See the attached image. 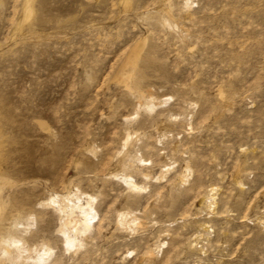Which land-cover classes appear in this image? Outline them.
Here are the masks:
<instances>
[{"label":"rangeland","instance_id":"obj_1","mask_svg":"<svg viewBox=\"0 0 264 264\" xmlns=\"http://www.w3.org/2000/svg\"><path fill=\"white\" fill-rule=\"evenodd\" d=\"M0 195L38 264H264V0H0Z\"/></svg>","mask_w":264,"mask_h":264},{"label":"bare ground","instance_id":"obj_2","mask_svg":"<svg viewBox=\"0 0 264 264\" xmlns=\"http://www.w3.org/2000/svg\"><path fill=\"white\" fill-rule=\"evenodd\" d=\"M26 12H31L29 3L26 7ZM17 143V142H16ZM10 155L16 161L17 164L29 165L28 154H22L18 147L10 148ZM28 159V160H27ZM123 182L129 188L140 189L132 180L131 177H124ZM94 197L88 194H77V190L74 193H70L66 196L59 198H51L47 205L51 206L58 214H60L63 224L57 230L60 237L62 249L69 250L74 246L81 245V239L91 227L92 221L95 219L96 211L93 207ZM8 202L0 195V252L3 257L10 258L14 253L17 260H26L34 262V264L44 263L43 256L50 252L48 248H43L41 253L40 249L33 248L30 245L32 239L24 238L25 228L20 225L19 222L13 221L7 223L6 212H16V206L9 202V205L5 208ZM45 231V230H44ZM45 232H40L38 238H44ZM38 240V239H37ZM42 240V239H41ZM30 243V244H29ZM34 255H33V254ZM26 261V262H27ZM30 263V262H29Z\"/></svg>","mask_w":264,"mask_h":264}]
</instances>
